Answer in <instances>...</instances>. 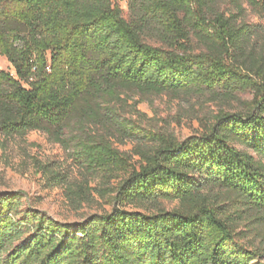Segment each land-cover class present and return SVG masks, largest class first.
Listing matches in <instances>:
<instances>
[{
  "label": "trees",
  "instance_id": "trees-1",
  "mask_svg": "<svg viewBox=\"0 0 264 264\" xmlns=\"http://www.w3.org/2000/svg\"><path fill=\"white\" fill-rule=\"evenodd\" d=\"M246 8L264 17V0H128V15L120 0H0L3 145L47 133L79 170L40 164L48 182L76 208L95 192L113 206L68 222L0 191V264H264V48ZM147 93L253 98L180 140L127 114Z\"/></svg>",
  "mask_w": 264,
  "mask_h": 264
},
{
  "label": "rangeland",
  "instance_id": "rangeland-1",
  "mask_svg": "<svg viewBox=\"0 0 264 264\" xmlns=\"http://www.w3.org/2000/svg\"><path fill=\"white\" fill-rule=\"evenodd\" d=\"M120 1L128 15V0ZM226 8H230V5L222 4V9ZM246 9L244 19L250 24H258L262 27L255 40L259 48H264V17L257 15L252 9ZM0 69L14 72L11 62L2 55H0ZM252 98L251 94H244L241 95V101L222 103L197 97L185 98L169 93L136 94L129 99L130 106L126 110L127 114H130L129 111L133 109L131 105L135 103L145 125L148 124L157 131H164L184 140L194 133L201 132L204 125L213 119L214 114L221 110L236 112L243 109L246 101ZM3 141L0 135V191H23L28 204L54 218L68 222L81 221L91 213L113 208L110 198L100 196L98 192L94 193L93 202L76 208L66 198L63 186L56 184L53 186L48 182L39 169L40 164L55 162L67 170L74 171L75 176L79 175V170L74 166L71 154L47 133L34 131L21 139L8 141L5 146ZM118 146L128 151L133 147V143H119ZM91 183L97 187L101 186L98 180H93ZM174 206L175 204L167 203L168 208ZM253 241L257 246L264 244V234L257 236Z\"/></svg>",
  "mask_w": 264,
  "mask_h": 264
}]
</instances>
